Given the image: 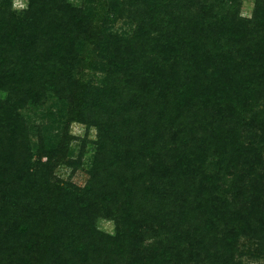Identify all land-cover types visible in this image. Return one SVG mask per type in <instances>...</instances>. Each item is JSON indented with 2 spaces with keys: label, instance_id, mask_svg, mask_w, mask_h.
Returning a JSON list of instances; mask_svg holds the SVG:
<instances>
[{
  "label": "trees",
  "instance_id": "1",
  "mask_svg": "<svg viewBox=\"0 0 264 264\" xmlns=\"http://www.w3.org/2000/svg\"><path fill=\"white\" fill-rule=\"evenodd\" d=\"M240 14L239 0H0V264L264 253V0ZM43 107L58 125L32 141ZM73 123L96 130L76 156ZM87 145L85 183L59 178Z\"/></svg>",
  "mask_w": 264,
  "mask_h": 264
},
{
  "label": "rangeland",
  "instance_id": "2",
  "mask_svg": "<svg viewBox=\"0 0 264 264\" xmlns=\"http://www.w3.org/2000/svg\"><path fill=\"white\" fill-rule=\"evenodd\" d=\"M72 1L77 2L78 0H72ZM239 2H240V13H241L240 15L244 17H248L251 13L254 0H239ZM26 3H27V0H12V6L15 10H21L25 8ZM116 27H123L121 21H118L116 23ZM83 73H84L83 78L85 80L97 81V79L101 77L100 74L96 73V71L94 70V67L85 69ZM46 107H43V109L41 108L39 111L31 112L27 116L28 129H29V134L31 136V139H33L32 141H35L37 139L38 137L37 131L42 129L40 128V126H43V129H42L43 132L47 133L51 131V130H44L47 126L52 125V128L54 129L56 125H58L56 118L46 113L48 112V109ZM249 115L251 116V114H246L245 115L246 118H249ZM69 131H70V135L75 139L71 145V153L74 156H76L79 152V149L81 147L82 138H84L85 136H88L89 140L95 139L96 130L93 127L89 128V130L86 131L85 125H79V124L73 123L71 124ZM242 134L246 135L245 132H242ZM184 137L186 138V141H189L187 135ZM246 137L247 136L243 137L241 140H243ZM139 146H143V145L141 144ZM85 149L86 150L84 151L83 166L79 170H76V172L74 171L73 174L71 172V169H66V168L59 169V171H57L59 178L65 180V179H69L70 177L71 182L79 186H82L85 183V180L87 179L86 171L89 168V162L92 157V152H91L92 148H90L87 145ZM142 177L143 179H146L145 175ZM149 177L152 178L154 177V175L153 176L150 175ZM98 227L102 231H109V232H111L113 228L112 223L105 221V220L99 221ZM244 242L245 241L241 240V242L239 243L240 247L243 249L248 247L249 253L251 254L253 252L255 253L254 251L255 248L252 245L246 246L245 244H243ZM255 255H257V252ZM242 258L244 261L243 264H264V253L259 258H255V259L253 258L248 259L245 255H242Z\"/></svg>",
  "mask_w": 264,
  "mask_h": 264
}]
</instances>
